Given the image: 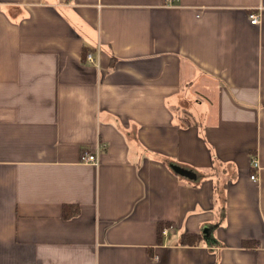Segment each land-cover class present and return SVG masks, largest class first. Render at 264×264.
I'll use <instances>...</instances> for the list:
<instances>
[{
  "label": "crops",
  "instance_id": "1",
  "mask_svg": "<svg viewBox=\"0 0 264 264\" xmlns=\"http://www.w3.org/2000/svg\"><path fill=\"white\" fill-rule=\"evenodd\" d=\"M0 264H264V0H0Z\"/></svg>",
  "mask_w": 264,
  "mask_h": 264
},
{
  "label": "trees",
  "instance_id": "2",
  "mask_svg": "<svg viewBox=\"0 0 264 264\" xmlns=\"http://www.w3.org/2000/svg\"><path fill=\"white\" fill-rule=\"evenodd\" d=\"M88 49H83V57L85 58L88 54ZM78 207L75 205H64L63 209H62V213L64 218H68V217H72L78 214ZM170 226L169 223H159L158 227H157V237H158V241L160 242L161 238H162V231L165 227ZM199 235L198 234H183L182 235V239H181V243L183 245H195L197 243H199ZM245 246L249 245V243H244Z\"/></svg>",
  "mask_w": 264,
  "mask_h": 264
},
{
  "label": "built area",
  "instance_id": "3",
  "mask_svg": "<svg viewBox=\"0 0 264 264\" xmlns=\"http://www.w3.org/2000/svg\"><path fill=\"white\" fill-rule=\"evenodd\" d=\"M165 1H166L167 3H170V2H171V0H165ZM250 22H251L252 24H258V23H259V17H258L256 14H254V13L251 14V15H250ZM87 58H88L91 62L94 61L92 55H90V54H87ZM81 161H82V163H86V164H88V163H95V155H93V154H88V153H84V154L81 156ZM253 166H254V167H257V163L255 162V160L253 161ZM250 180L256 182V181H257V176H256V174L251 175V176H250ZM169 228H170V227H165V228L163 229V231H162V235H167L168 232H169Z\"/></svg>",
  "mask_w": 264,
  "mask_h": 264
},
{
  "label": "water",
  "instance_id": "4",
  "mask_svg": "<svg viewBox=\"0 0 264 264\" xmlns=\"http://www.w3.org/2000/svg\"><path fill=\"white\" fill-rule=\"evenodd\" d=\"M178 171H179V172H182V173L184 172L183 170H180V169H178Z\"/></svg>",
  "mask_w": 264,
  "mask_h": 264
},
{
  "label": "bare ground",
  "instance_id": "5",
  "mask_svg": "<svg viewBox=\"0 0 264 264\" xmlns=\"http://www.w3.org/2000/svg\"><path fill=\"white\" fill-rule=\"evenodd\" d=\"M88 153V152H87Z\"/></svg>",
  "mask_w": 264,
  "mask_h": 264
}]
</instances>
